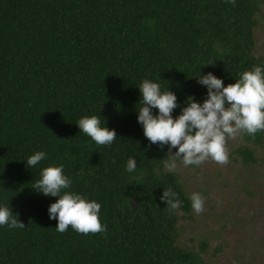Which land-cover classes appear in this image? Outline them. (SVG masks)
Masks as SVG:
<instances>
[{
	"label": "trees",
	"instance_id": "obj_1",
	"mask_svg": "<svg viewBox=\"0 0 264 264\" xmlns=\"http://www.w3.org/2000/svg\"><path fill=\"white\" fill-rule=\"evenodd\" d=\"M262 0H0V202L25 227L0 226V264H205L180 241L179 220L192 212L179 176L149 146L135 105L144 78H161L178 103L201 101L195 79L212 72L225 86L264 63L255 53ZM138 107V106H137ZM179 112L175 109L173 115ZM101 115L111 145L79 132L78 119ZM103 123V120L101 121ZM235 154L255 162L264 130L240 132ZM43 150L39 166L24 160ZM129 156L136 171H125ZM63 163L70 191L101 204L103 232L56 231V197L31 189L40 167ZM171 186L183 201L160 200ZM182 212L180 216L179 213Z\"/></svg>",
	"mask_w": 264,
	"mask_h": 264
},
{
	"label": "clouds",
	"instance_id": "obj_2",
	"mask_svg": "<svg viewBox=\"0 0 264 264\" xmlns=\"http://www.w3.org/2000/svg\"><path fill=\"white\" fill-rule=\"evenodd\" d=\"M195 79L206 88L205 96L201 101L188 96L183 106L169 84L166 88L162 86L161 78H144L136 87L140 94L135 105L137 123L142 126L149 146L166 147L165 157L158 161L169 172L180 165L199 166L209 159L225 163L227 139L239 132L253 135L264 130V63L240 72L235 82L226 86L223 79L212 72H200ZM177 108L179 112L174 116ZM76 125L79 132L97 145H111L117 139L115 129H109L100 114L82 116ZM46 155L45 151L38 150L22 161L29 169L39 166ZM136 169V157L129 156L125 171L132 173ZM71 184L63 163H53L40 167L39 178L32 183L31 189L40 195L57 198L47 209L49 219L57 221L56 231L63 232L69 227L84 234L105 231L106 225L100 220L101 204L87 195L70 191ZM188 199L195 213L203 210L205 197L202 193L193 192ZM160 200L169 210L183 203L171 186L163 188ZM4 225L10 229L25 227L10 205L0 202V226Z\"/></svg>",
	"mask_w": 264,
	"mask_h": 264
},
{
	"label": "rangeland",
	"instance_id": "obj_3",
	"mask_svg": "<svg viewBox=\"0 0 264 264\" xmlns=\"http://www.w3.org/2000/svg\"><path fill=\"white\" fill-rule=\"evenodd\" d=\"M257 18L255 53L264 58V0ZM243 144L239 132L226 141L225 163L209 159L172 171L188 196L205 197L200 213L192 210L179 220L182 243L196 250L208 244L205 264H264V148L257 150L255 162L244 164L235 154Z\"/></svg>",
	"mask_w": 264,
	"mask_h": 264
}]
</instances>
